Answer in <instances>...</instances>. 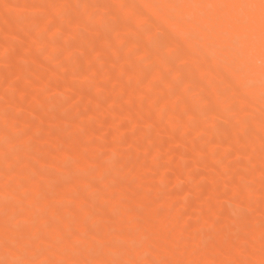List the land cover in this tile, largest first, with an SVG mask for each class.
Masks as SVG:
<instances>
[{"label": "rangeland", "instance_id": "1", "mask_svg": "<svg viewBox=\"0 0 264 264\" xmlns=\"http://www.w3.org/2000/svg\"><path fill=\"white\" fill-rule=\"evenodd\" d=\"M25 1L26 3L24 4V7L20 4L18 6V3L14 4L15 0H0V148L6 149V146L10 144L11 147H13L15 153L25 152L26 154L23 159L22 157L18 158L20 159L19 161L17 160V156L15 159L14 152L12 155L11 152H9L7 153V156L11 155L12 160L0 165V175H2L1 177L4 178H0V181H2L0 182V203H7L8 205H12L15 202L14 200H16L17 198L16 195L5 193L4 191L6 187H4V185H6L7 182L9 183L12 181L10 178H16L14 176L10 177L9 175H11L12 172H14L12 173V175L20 172L24 168L23 164L25 165L29 176L26 178L19 177V182H21L22 184L27 182H35L38 186L39 194L37 193L35 195V193H33L32 196L34 197L32 199L28 194L26 195L28 196V198L24 199L25 201L22 199L23 196H21L20 200L23 201H19L16 203V205L18 206L17 210L14 208L13 212H9V214H12L11 217H14L11 218L9 216V220L12 223L14 221L16 222L17 217L20 218V215L27 213L29 217L31 215L30 218L35 220V222H40V220L42 221V219L45 218V216H47V214L49 213L48 211H45L42 214L36 211V209L40 206L43 198L46 195L55 197L54 193L57 187L62 188L64 187L63 184L69 185L70 183L75 181L78 193L81 195V199H83V203L79 204L80 208H78L77 213V209H75V211L72 213L73 215L69 213L70 215H72V217L68 216L67 218L68 220H71V226L69 229L65 230V232L63 231V233H61V239L64 240L61 243H58L63 244L65 241L69 240L70 243H75L77 240L85 239L84 241L88 242H92L93 240H95L92 242L93 244L96 243V246H102V244H98V242L100 241L96 240L97 238L95 234H97L96 232L98 231V229H102L103 223L106 221V218L110 219V222L114 223V220H117L118 218L127 220L129 214H131L130 212L139 213L138 210L140 209V207L138 203L140 201V198L143 197V194L151 195V191L148 189V187L150 186V182L161 173L164 175L161 181L162 186L165 191H168L170 193L171 197V204L169 206L162 204V206L160 207L161 209L159 208L160 212L163 215H166L167 217H175L177 223L180 224L192 223L193 220L196 219L195 217H197L198 214L201 215L203 213H206L209 218V222L203 223V225H200L197 230L195 229L194 231H192L189 229L191 233H187L190 232L187 230L185 232V235L188 234L186 236L187 239L185 238L184 240L191 242L192 238H194L195 240H197V242L199 241V244L194 247V250L196 251L209 250L210 246L211 249L218 248L223 252L229 253L233 257L231 263L234 261H236L234 264H239V262H242L243 256L241 259H239L240 253L237 250V247L240 246V244L237 243L247 245L248 243L253 241L262 242L259 240L260 238L264 242V204L263 201H261L263 200L262 194L261 196L259 194L260 192L263 193L262 191L264 190V184L262 183L264 181V176L261 177L263 181L262 179H259V181H257L258 179H254V181L251 180L252 183H250V180H248L247 178L246 181L249 182V185L248 182H246L243 178V175H239L240 173L245 174V168L243 165L245 163V160L243 159H246V157L243 153V147L239 145L240 148H238L237 146L238 150H240L242 154H244L242 157L241 152H238V150H236L237 148L234 147L236 145L232 142L231 143L233 145H231V143L229 142L232 141V132L234 130L236 132H233V135L238 136V138L242 139V141H244L245 143L250 142L256 134L259 135L260 133L258 125L249 123V125H251V128L248 123L245 125L249 128L245 125H238L235 124L236 122L231 116L230 119L229 117H225L224 119L219 118V120L217 119L215 121V124L207 123L205 124L206 126H200L197 120L194 119L195 121H191L193 118L190 120L191 117L189 118L188 116H181L178 122H187V119H189L190 121L188 122H191V124H193L192 126L194 127L193 129H183V127L181 126L180 129L174 130L166 125L167 123L164 117L160 118L152 112H148L145 109V106L143 107L142 112H139V114H137L134 111L135 97L133 95H130L126 90L117 93L112 92L114 83L117 82V78L126 81L125 86L128 87L130 85V87H133V89H131L130 87L129 88L131 90H134L135 86V88L140 86V84H135L137 77L133 75L134 79L130 77V79L125 80L124 70L126 69L123 70V68H120L119 72V68L117 69V67H114L115 65H113V69L111 67V72L109 71L110 73H108L109 75L101 78L96 77L95 75L96 69L99 68V66L102 67L103 65V67H105L107 65L104 59L105 49L101 50L100 42L102 40L106 41V39H109V37L112 36V34L109 33V30L117 25V21L119 22V13L115 8L114 2L112 0H106L107 3H105V0H85L86 2L84 0H81L86 5L88 4V6L90 7H88L89 9L88 11H85V13L84 11L80 12L83 16L80 15V19L78 17V21L82 24V26H79L80 23L79 25L75 24L77 23V20L69 19L72 12L67 9L69 8L68 5H64L65 7L62 6L58 10L47 8L46 11L39 10L37 12V7L35 6H37V4L41 1ZM24 8L25 10H23ZM67 10L69 12V15H67L68 13H66ZM43 15L45 16L43 19H47V21L45 22L46 25L52 23L49 21H53V23L56 21V23L59 24L60 29L56 32H51L49 31L48 27L45 30L41 31L38 37H36L37 39L29 37L28 33L30 32V35L34 33V31L38 28V20L39 18L43 17ZM46 16L51 18V20ZM73 21L75 23H73ZM87 24L97 26V31L92 30L93 33L91 31H86L85 26ZM148 24L149 25H144L145 37H142L143 35L140 36L139 42L144 41V39H146L147 32H149L150 29L152 30V25L150 26V23ZM16 27L17 29H15ZM50 30H53V27H50ZM161 38L159 35V39ZM164 40L165 39H163V41ZM159 42L164 43L163 45H161L163 47H160L161 52H164L166 54L165 55L163 53L165 57L170 56V58H166L167 62H170H166V64H164L163 62L157 63L158 61H155L153 64L151 63L152 65H147L144 63V70H149L151 69V67L163 70V68H165L163 65H172V63L175 64L178 61L179 58L177 56L179 53L177 54L174 51L168 52V49L166 48V42H162V40ZM51 45L54 49L51 48ZM119 48L121 51V55L126 54L130 57H134L139 53V50H137V48H139L137 44H133L131 46H120ZM100 52L103 53L100 54ZM171 53L173 54V56H171ZM113 61H116V59H113ZM16 67H20V69H23L25 71V74L22 77L17 76V74L15 73ZM46 75L51 81L41 86L38 85L39 79L43 78V76ZM128 76H131V74ZM175 80H177L178 83L177 84L175 81V83L177 84V86L175 87L177 88L179 87V85H181V81H183V79L182 77H178ZM19 89H22L23 92H19ZM15 90H17L18 92ZM171 90H169L168 92L161 91L159 93H156L154 96L159 100L167 98L168 95L171 94ZM190 90L191 91L188 92V94L194 100H196L195 104L197 110L200 109V112L206 114V109H208V107L210 106L211 99L205 97L206 95L198 94L195 89L193 90L190 88ZM203 94H205V92ZM89 95L93 97V101L96 100V102L98 103V107L96 110L97 113L96 111L95 113L93 111L90 113V110H92V108L95 106V103L93 102V104L90 105V103H92V100L89 101L86 98ZM77 96L78 100L76 98ZM79 96L84 97L79 98ZM196 98L199 100L197 101ZM32 99L34 100V102L30 104V101L32 102ZM105 104L109 105L114 110V112L119 111L120 115L118 114L116 116L113 114H108L110 112L107 113L104 110L102 111V109H100V106H105ZM234 105L236 106L235 103ZM204 106L206 107L203 108ZM73 109L76 111H74ZM203 109L205 110L202 111ZM57 113H63L65 116ZM58 116H60V118L63 120L58 124H56V122L55 125L53 122L59 120ZM111 116H115L114 118L118 117L119 124L117 125L118 127L116 126L117 128L114 127L116 128L115 130L106 125V121L111 119ZM76 119H81L80 123L75 121ZM72 122H76L75 125H77V123L82 124V126L77 125L79 126L78 129V127L74 125V129V127H72L74 123ZM224 124H226V126ZM236 125L237 127L235 128ZM61 126L63 128H61ZM161 126L168 128L171 133H168L169 135L166 133L161 135L159 134V137H154V135H157L156 131H158ZM48 128L51 129L53 135H55L54 137H48L46 135V130H50ZM104 128L105 132L104 134H102ZM186 129L188 130L185 131ZM201 129H205V131L203 132ZM106 130L108 131L106 132ZM141 130L145 131H143L144 135L146 133L145 136L142 134ZM194 130H196V133H194ZM111 131L115 132L112 133ZM140 132L141 135L139 134ZM197 132L200 133L198 134V136ZM243 133H245V136ZM227 137H229V139ZM116 138L118 140H116ZM208 138H210L209 141ZM89 139L92 140L94 144L95 142H97L96 145L91 147V149L88 151L94 154L95 162L74 171L72 169L74 161H78L79 157V155H75L74 152L75 150H85L89 146ZM96 139H98V141H95ZM217 139L219 141H217ZM111 141H114V144L118 143L119 145L117 146L116 144V148L114 149V151H111V145H113L112 148H114V144H110L112 143ZM133 141L134 143H132ZM213 141L215 144V148L208 149V152V145L212 144ZM99 142L102 143L99 144L100 146H98ZM216 143L219 145H216ZM131 145L134 146L132 147ZM162 145L169 151V158L160 156L161 158L158 159L156 164H151V169H142L137 172L136 176H134L132 173H129L128 171V173L125 172L127 164L134 158H143L147 160L151 155H154L155 151H157L158 149H165L164 147H162ZM108 146L110 147V149ZM135 147L137 149H135ZM117 148L119 149L117 150ZM194 150H201L203 151V153L201 154V156H198L194 152ZM110 151L112 153H110ZM63 155L65 157H63ZM106 156H109L110 159ZM63 158H65L64 161H66L65 163L67 164V168H69L66 172L69 173L70 171V174H66V172L59 174V171L55 166L58 160H63ZM225 161H228L227 166L229 164L226 173L230 175L229 177L225 173L224 178L226 179V181L222 176L219 175L220 172L218 173L217 171H215V169H212V167L215 168V166L217 167V169H219L222 165L221 163H226ZM101 162H103L101 165H104V167L106 166L105 175L102 174V177L105 176L103 179L99 177L100 175L98 173L100 171L98 164H100ZM237 163L240 165L239 167L236 166ZM26 164H28V167L30 168H28ZM113 164H115L116 167ZM233 164L234 167L232 166ZM241 164L243 165L242 167ZM230 165L231 168H234V170L238 167L237 170H231ZM186 166L189 170L191 169L190 175H186L184 174V172L182 173V168L184 170L185 168H187ZM209 166H211V169H208ZM238 169H240V171ZM107 170L109 171L106 172ZM209 170L211 172L212 170L214 171V174L210 172L211 176H217L218 174V176L220 177L219 178L217 176V183L219 182L218 190L221 195H219L218 200L214 202L211 201L208 209L206 210V208L203 206V203H205L204 194H207V189L211 188L209 187V185H211L212 182V180H209ZM236 173L239 174L236 175ZM7 175L8 177H6ZM45 175H47V181L53 179L55 180H53V182H47L46 179H43ZM60 175L64 179H60L62 178L60 177ZM54 176H56L57 179L59 178L61 181L59 179L57 180ZM8 179H10V181ZM221 179L224 180L222 181V183H220ZM227 179H229L230 181L232 180V183L229 182V180L227 182ZM156 181L158 183V179ZM234 181L236 182L234 183ZM255 181L258 183L254 184ZM233 183L237 187H230V185H234ZM238 184H240L241 186ZM256 184L257 186L258 184H260V188L256 189ZM116 185L119 188L123 185L127 188L128 193L118 198V195L116 196V191L114 189ZM242 186L245 187V190H247L249 193L246 194L247 196L249 195L248 197L250 198L248 199V201H246L247 199H245L247 197L243 199L245 195L242 197L244 201L241 200L240 196L235 197V195H240V193L238 192V194L234 191H238V188L243 189ZM247 186L253 187L246 188ZM262 188L263 190H260ZM241 189L239 191H241ZM242 191H244V189ZM111 193L112 199H119V203L109 204V202H105V198ZM231 194L234 195L232 196ZM84 195H86V199ZM40 198L41 201L37 202ZM237 199L240 200L238 203H236ZM234 200H236V202H234ZM64 202H67L70 205V209L74 206V204L69 200H65ZM249 202L252 206L249 204ZM67 203L63 204V206L65 207L67 205L66 207H68L69 205ZM197 208H199V211ZM122 211L125 212L122 213ZM39 214L42 215L40 216ZM100 216H103L102 219L100 218ZM226 216L228 217L226 218ZM39 218L42 219L39 220ZM191 219L193 220L190 221ZM225 219L228 220V224L224 223L227 222ZM113 223H111V225H113ZM221 223H224L223 228L226 227L227 229L229 227L227 229L228 232L230 231L228 233V243H225L220 239H216L217 227H219V225L222 227ZM27 226L28 222H19V227L26 228ZM259 227L263 229V232L261 236L256 237L255 232ZM173 231L174 229L171 227V225H169V223L160 224L155 231L148 234V237L157 239L159 236L164 237L163 235H167ZM193 232L195 234H193ZM89 234H91V236H93L94 234L95 239H93L94 237L90 238ZM192 234L197 236V239L196 237H193ZM3 236L2 238H4ZM38 237L29 238L25 246L27 248L34 247L31 249L37 248V245L39 247L41 242L38 243V241L39 239L41 240V237ZM80 237H82V239ZM74 238L76 239L74 240ZM181 241L183 240L176 242L171 247V254H178L181 252V250L189 248V243V245H187L186 242ZM119 243L123 242L120 241ZM144 256L149 257L147 253H145ZM262 256L264 257V248L262 249ZM169 258L170 257L165 258V263L161 262L160 264H168L170 261ZM246 258L247 257H244L243 261L249 262V258L247 260ZM138 262L142 263V259H139ZM187 264H201V261H189ZM223 264L228 263L224 262Z\"/></svg>", "mask_w": 264, "mask_h": 264}, {"label": "bare ground", "instance_id": "2", "mask_svg": "<svg viewBox=\"0 0 264 264\" xmlns=\"http://www.w3.org/2000/svg\"><path fill=\"white\" fill-rule=\"evenodd\" d=\"M39 1L41 2L38 3L37 6H35L37 7V12L39 10L46 11L47 8L58 10L62 6L68 5L69 8L67 9L72 12L70 15L71 17L69 19L77 20L76 21L77 23H75L74 21L73 23H75L76 25H79L80 23L79 26H82L81 22L78 21L80 19L79 16L81 15L80 12L84 11L85 13V11H88L89 9L88 7H90L88 6V4L86 5L81 0H39ZM112 1L114 2L115 8L119 13V17H118L119 22L117 21V25H115V27L109 30V33H111L112 36L109 37V39H106V41L102 40L103 42L102 41L100 42L101 50L105 49L104 59L107 65L105 67H103V65L102 67L99 66V68L96 69V72H95L96 77L101 78V77H105L109 75L108 73L111 72V67L113 69V65H115L114 67H117V69L119 68L118 69L119 72H120V68H123V70L126 69L124 70L125 80L130 79V77L134 79V76H135L137 77L135 84H140V86L137 88H135L136 87L135 86L134 90H131L133 89V87H130V85L128 87L125 86L126 81H123L117 78L116 79L117 82L114 83L112 92L117 93V92L126 90L130 95H133L135 97L134 111L137 114H139V112H142L143 107L145 106V109L148 112H152L153 114H155L156 116L160 118L164 117L167 123L166 125L169 128L174 129V130L180 129L181 126L183 127V129L185 128L193 129L194 127L192 126L193 124H191V122H188L192 118L193 119L191 121H193L194 119L197 120L200 126H203L207 123L215 124V121L217 119L218 120L219 118L224 119L225 117L227 118L229 117L230 119L231 116L236 122L235 124H238V125H245L247 123L248 125L249 123L257 124L260 130V133L259 135L256 134L250 142L245 143L244 141H242V139H239L238 136L233 135L234 134L233 132H236V131L235 130L233 131L232 129L233 131L232 138H231L232 141H230L229 143L231 142L234 143L236 145L234 147L236 148L237 146L238 148H240L239 145L243 147V153L245 154V157H246V159L245 158L243 159L245 160L244 161L245 163L243 164L245 168V172H244L245 174L236 173V175L237 174H239L240 176L243 175V178L245 179V181L248 178V180H250V183H252L251 180L254 181V179L256 180L258 179L257 181H259V179H262L261 177L264 176V85H262V79H264V52H262V44H261V26H260L259 8L257 7L254 9H249V8L224 9V8H217V7H212V8L171 7L172 5H184V4L217 5V4H223V3H240V4H250L251 3V4L258 5L259 0H112ZM25 3H26L25 0H15L14 2V4H17L18 6L20 4L24 7H25L24 5ZM105 3H107V1ZM23 10H25V8ZM68 10L66 12L68 13L67 15H69ZM21 11H22V8H21ZM44 17H45L44 15L41 18L38 17L39 18L38 28L31 35L29 34L30 32L28 31L29 37H33L37 39L36 37H38L41 31L45 30L48 27H49L48 28L49 31L51 32L52 31L56 32L57 30L60 29L59 24L56 23L55 20H54L55 21L54 23L53 21H49V22H52L50 23L51 25L50 24L46 25L45 22L47 21V19H43ZM46 17L51 20V18H49L48 16ZM237 17L243 18L247 22L237 23L236 22ZM148 23H150V26L152 25L151 27L152 30L150 29V31L147 32L146 39H144V41L139 42L140 36L143 35L142 37H145L144 25L145 24L149 25ZM50 27H53V30H50ZM85 27H86V31L92 32V30H96L97 26H93L92 24L91 25L87 24ZM15 29H17V27ZM159 35H160V38L162 36L163 37L159 39ZM163 39H165L166 41L165 40L163 41ZM161 40L162 42H166L167 45L166 44L165 45H166V48L168 49V52L174 51L177 54L179 53L177 56L179 58L178 61L175 64L172 63V65L171 64L163 65L165 67L163 68V70L161 69L159 70L158 68L151 67V66H150L151 69L144 70L145 64L152 65L155 61L156 62L158 61L157 63L163 62L164 64H166L167 59H168L167 57L170 58V56L165 57L166 54L164 52H161L160 47H163L161 45L164 44V43L159 42ZM133 44H137V46L139 47L137 48V50H139L138 51L139 53L136 56L130 57L129 55H126V54L124 55L120 54L121 53L120 48H119L120 46H131ZM51 48H53L52 45H51ZM101 53L103 52H100V54ZM163 53L165 55H163ZM171 56H173L172 53H171ZM113 59H116V61H113ZM16 66H20V65H16ZM15 73L17 74V76L22 77L25 74V71L23 69H20V67L19 68L16 67ZM130 74L131 76H128ZM178 77H182L183 81H181L182 82L181 85H179V87L176 88L175 86H177L178 83H177V80L175 79H177ZM50 81L51 80H49V77H47L46 75V76H43V78L39 79L38 85L41 86V85L49 83ZM175 81L177 84L175 83ZM190 88L193 90L195 89V91H197L198 94L206 95L205 97L211 99L210 106L208 107V109H206L207 112L205 111L206 114H203V112H200L201 111L200 109L197 110L196 104H195L196 100H194L188 94V92L191 91ZM169 90H171L172 92L170 95H168L167 98L159 100L154 96L156 93H159L161 91L168 92ZM19 92H23V90L19 89ZM204 92L205 94H203ZM80 97H84V96H79V98ZM76 98L78 100V96ZM86 98L89 101L92 100V103H90V105H92L93 102L95 103L94 104L95 106L94 107L92 106L93 108L92 110H90V113L92 111L95 113L98 107V103L96 102V100L93 101V97L91 95L87 96ZM198 100L199 99H197V101ZM33 102L34 100L32 99V102L30 101V104H32ZM232 103L233 105L235 103L236 106L235 105L233 106ZM205 107L206 106H204L203 108ZM100 109H102V111L104 110L107 113L110 112L108 114H113L116 116L118 114L120 115L119 111L114 112V110L107 104H105V106H100ZM204 110L205 109H203L202 111ZM231 113H233L234 115ZM57 114H60V113H57ZM60 115L65 116L63 113H61ZM181 116H188L189 118L190 117L191 118L190 120L187 119L188 120V121L186 120L187 122H184V121L178 122ZM58 117H59V120H57ZM58 117L56 118L57 121L54 120L55 121L53 122L54 124L56 122H57L56 124H58L60 121L62 122L63 119H61L60 116ZM111 117H109L111 119L108 118L109 120L106 121V125L108 127H111L113 130H115L118 127L117 125L119 124L118 117L116 118H114L115 116H111ZM75 121L80 123L81 119H78V120L76 119ZM78 123L77 125L82 126V124H78ZM75 124L76 122L73 124V126L72 125L71 126L74 127V129H75V126L78 127L79 129V126ZM226 124L224 125L226 126ZM249 126L251 128V125ZM236 127L237 125L235 126V128ZM61 128L63 127L61 126ZM197 129H200V128H197ZM187 130L188 129H186L185 131ZM196 130H194L195 131L194 133H196ZM201 130L203 132L205 131V129H201ZM107 131L108 130H106V132ZM143 131H142V134H143ZM104 132H105V128L102 134H104ZM164 133L168 134V133H171V131H169V129L164 126H161L159 130L156 131L157 135H154V137H159L158 136L159 134L161 135ZM139 134L141 135V132ZM198 134L200 133L197 132V136ZM243 134L245 136V133ZM46 135L48 137L55 136L53 135V132L51 131V129L46 130ZM227 138L229 139V137ZM98 139H96L95 141H98ZM209 139L210 138H208V141ZM92 140L89 141L88 143L89 146L85 150H82V151L75 150L74 154L79 155V157H78V161L77 160L74 161L73 168H72L74 171L76 169H80L84 166L93 164L95 162L94 154L88 152L91 149V147L95 146L97 143L95 142L94 144ZM116 140L118 139L116 138ZM114 141H111L112 143L110 144H114L113 143ZM217 141L219 140L217 139ZM100 142L98 143V146H100L99 144H102ZM132 143H134V141ZM232 143L231 145H233ZM116 144L117 146H119L118 143L114 144V148H112L113 145H111V151H114V149L116 148ZM216 145H219V144L216 143ZM131 146L133 147L134 145H131ZM162 147L164 146L162 145ZM164 148L165 149L161 150V149H158L157 147L158 150L155 151L154 155H151L150 153L152 157L149 155L150 157L147 160L143 158L141 159L134 158L131 162L127 164V168L125 172L132 173L134 176H136L137 172H139L142 169H151V164L152 165L156 164L159 158L163 156L169 158L168 155L170 153L166 149V147ZM210 148H215L214 141L212 144L208 145L207 151ZM238 148L236 150H238ZM12 149L13 147H11L10 144L6 146V149L0 148V165L2 163L9 162L12 160L11 155L13 154V152L15 153L14 149L13 151ZM118 149L119 148H117V150ZM135 149L137 148L135 147ZM111 151L110 153H112ZM200 151L201 150H194V152L198 156H201V154L203 153V151L201 152ZM239 151L240 150H238V152ZM9 152H11V155L7 156V153ZM108 153H109V150H108ZM244 154H242V157ZM64 155H68V154H64ZM64 155L63 157H65ZM14 156H15V159L17 156V160L20 161V159L18 158L22 157L23 159V157H25L26 154L25 152H18V153H15ZM106 157L109 158V156H106ZM64 160L65 158H63V160L61 159L58 160L57 164L55 165L57 170L59 171V174L65 173L69 169L67 168V164L65 163L66 161ZM103 162L98 164L100 168L99 169L100 171L98 172L100 176L99 175L98 176L101 177L102 179L105 177V176L102 177V174L105 175V169H106L105 168L106 166L104 167V165H101ZM227 163L228 161L226 163H221L222 165L220 164L221 167L219 169H217L216 166L215 168L212 167L213 170L215 169V171H217L218 173L220 172L219 175L222 176L225 181L226 179L224 178V176L229 166V164L227 166ZM234 164L232 165L233 167H234ZM243 165L241 164V167ZM26 166L28 167V164H26ZM236 166L239 167L240 165L237 163ZM23 167L24 168L20 172L18 173L16 172L17 174L12 175V173H14L12 172L11 175H9L10 177L14 176L18 179L10 178L13 182L12 181L9 183L7 182L6 185H4L5 183L3 184L4 187H6L4 192L7 194H14L16 195L17 198L16 200H14L15 202L12 205L10 204L8 205L7 203H0V264H4L5 261H15V260L34 262V264H84V262H89V264H112V262H123V264H160L161 262L165 263L164 259L168 257H170L169 258L170 261L168 264H187L189 261H194V260H200L201 264H223L224 262H227L228 264H234L236 262L234 261L231 263V261L233 260V257L229 253L223 252L218 248L211 249V247L209 246V250L196 251L194 250V247L199 244V241L197 242V240H195L194 238H192L191 242L184 240L186 236L188 235V234L185 235V232L187 230L188 231L190 230L194 231L195 229L197 230V228L200 225H203V223L205 222L206 223L209 222V218L206 213L202 212L203 214L200 215L198 214L199 213L198 212L196 214H198L199 217L197 215V217H195L196 219L194 218L195 220L191 219L190 221L193 220L192 223L190 224L181 223L180 224V223H177V220L175 219V217L173 216L167 217L166 215H163L160 212V209H161L160 207L162 206V204H165L167 206L171 204L170 193L164 190L162 183H161L164 177V175L161 173L157 175L155 179H152V181L150 182V186L148 187V189L151 191V195L143 194V197L140 198V201L138 203L140 207V209L138 210L139 213L130 212L131 214H129L127 220L118 218L117 220H114V223L110 222V219L106 218V221L103 223L102 229L100 230L98 229V231L96 230L97 231L96 232L97 234H95L97 238L96 240L100 241L101 243L98 242V244H102V246L98 245L99 246L98 247L95 245L96 243L93 244L92 242L95 240H93L92 242H88V241H84L85 239L77 240L75 243L74 242L70 243L69 242L70 240H69V241H65L63 244H60L64 240V239L63 240L61 239V233H63V231L65 232V230L69 229L71 226V223H70L71 220H68L67 217L68 216L72 217L73 215L72 213L75 211V209H77L76 211L77 213L78 208H80L79 204L83 203V199H81L82 197L78 193L75 181H73L69 185L63 184L65 188L64 187L61 188L59 186L61 188L60 189L57 187L54 193L55 197L53 196L50 197L49 195H46L42 201H41V198L37 201V202L41 201L40 206L37 209L35 207L37 212L42 213V214L45 211L49 212L47 216H45V218L43 219L39 218V220L42 219V221L40 220V222L39 221L35 222V220L30 218L31 215L29 217L27 213H25L23 215H20V218L17 217L16 222L14 221L15 223L14 222L12 223L9 220V216L11 217L12 214H9V212H13L14 208L17 210L18 206L16 205V203L19 201H23L24 199H27L28 196L26 195L28 194H29V197H31L32 199L34 197L32 196V194L35 193L36 195L38 193V186L35 182H30V183L27 182L23 184L19 182V177L26 178L29 176V173H27V169L24 164H23ZM230 168H231V165H230ZM237 168L235 170H237ZM208 169H211V166H209ZM213 170L212 172L209 170L208 172L209 175L211 173L214 174ZM231 170H234V168H231ZM238 170L240 171V169ZM108 171L109 170H107L106 172ZM183 172L186 175H190L191 169L189 170L187 167L183 170L182 168V173ZM67 173L68 172H66V174ZM68 174H70V171ZM1 176L2 175H0V178H3ZM62 176L60 175V177ZM217 176L210 175L209 180L210 181L212 180V182H211V185H209V187L211 188L207 189L208 192L206 191L207 192L206 195L204 194L205 203H203V206L206 208V210L208 209L210 202L211 201L214 202L218 200L219 195H221V193L218 190L219 182L217 183V178L219 176L218 177ZM228 176L230 177V175ZM240 176H237V177H240ZM6 177H8V175ZM46 178H47V175H45L43 179H46ZM10 179L8 180L10 181ZM60 179H64V178L62 177ZM157 179H158V183L156 181ZM53 180H50V181L53 182ZM224 180L221 179L220 183H222V181ZM228 180L229 179H227V182ZM231 181L229 180V182ZM236 181H234V183ZM255 183H258V182L255 181L254 184ZM262 183L264 184V181ZM234 186L237 187L235 184L233 186L230 185V187H234ZM258 186L256 189L260 188V184H258ZM248 187L250 186H247L246 188ZM114 189L116 191V196L118 195V198L128 193L127 188L124 187L123 185L120 188L116 185ZM240 189L238 188V191L235 189L236 190L234 191L235 193H238V192L240 193V195H235V197L240 196L241 200L247 197L245 199H247L246 201H248V199H250L248 197L249 195L248 196L246 195V194H249L248 191L245 190V187H243L244 191H242L243 189L239 191ZM260 190H263V188ZM262 192L263 193L261 192L260 193L258 192V193L260 194V196L262 194L263 200L261 201H263V204H264V190ZM204 193H205V190H204ZM252 194H255V193H252ZM231 195L233 196L234 194H231ZM21 196H23L22 198L23 200H20ZM84 197L86 199V195H84ZM65 200H69L70 202L74 204V206L71 207L70 209L69 208L70 205L66 202L69 206L66 207L67 206L66 205L64 207L63 204H66L64 202ZM239 201L240 200L238 199H237V202L236 200H234V202L236 203H238ZM105 202H109V204L119 203V199L117 198L112 199V193H111L105 198ZM249 204L251 205L250 202ZM197 209L199 211V208ZM124 212L125 211H122V213ZM69 213H71L72 215H70ZM102 217L100 216L101 219ZM227 217L228 216H226V218ZM11 218H14V217H11ZM225 220L227 222H224V221L223 222L225 224H228V220L227 219ZM23 221L28 222V226L26 228H21L22 226L19 227V222L22 223ZM111 223H113V225H111ZM165 223H169V225H171L174 231L167 235H163L164 237L159 236L157 239L148 237V234L155 231L158 225L165 224ZM224 223L223 224L221 223L222 227L220 225H219L220 228L217 227L216 239L217 240L220 239L223 242L228 243V240H229L228 233L230 231L228 232L227 229L229 228L228 227L229 225L227 226L228 227L227 229L226 227L223 228ZM262 232H263V229L261 227L256 229V232H255L256 237L261 236ZM187 233H191V231ZM91 234H89L90 238L94 237L93 239H95L94 234L93 236H91ZM193 234L195 233L193 232ZM2 236L4 238H2ZM38 236L41 237V240L39 239L38 241V243L41 242L39 247L37 245V248L31 249L34 247L27 248L25 246L29 238L31 237L37 238ZM193 237H196L197 239V236L193 235ZM80 238L82 239V237ZM75 239L76 238H74V240ZM180 240H183L181 242H186L187 245L190 244L189 248L185 250L184 249L181 250V252L178 254H174V255L171 254L170 252L171 247ZM259 240L263 242L261 238ZM120 241H122L123 243H119ZM262 242L253 241V242L248 243L247 245H242L241 243H237V244H240V246L237 247V250L240 253L239 259H241L243 256V259L244 257H247L246 260L248 258L250 260L249 262L248 261L245 262L242 259V262H239V264H264V257L262 256V249L264 248V245H263L264 242L263 243ZM145 253H147L149 257H145L144 256ZM139 259H142V263L138 262Z\"/></svg>", "mask_w": 264, "mask_h": 264}, {"label": "snow or ice", "instance_id": "3", "mask_svg": "<svg viewBox=\"0 0 264 264\" xmlns=\"http://www.w3.org/2000/svg\"><path fill=\"white\" fill-rule=\"evenodd\" d=\"M171 7H188V8H224V9H234V8H259L260 10V26H261V44H262V52H264V0H259V4H240V3H223L217 5H205V4H184V5H172ZM237 23H246L247 21L243 18H236ZM262 85H264V79H262ZM4 264H34V262L29 261H5ZM84 264H89V262H84ZM112 264H123V262H112Z\"/></svg>", "mask_w": 264, "mask_h": 264}]
</instances>
